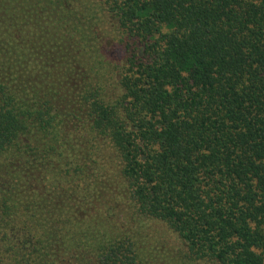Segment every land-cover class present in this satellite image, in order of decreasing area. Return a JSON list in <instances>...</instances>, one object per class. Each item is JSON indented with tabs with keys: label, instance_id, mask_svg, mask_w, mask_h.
Returning a JSON list of instances; mask_svg holds the SVG:
<instances>
[{
	"label": "trees",
	"instance_id": "1",
	"mask_svg": "<svg viewBox=\"0 0 264 264\" xmlns=\"http://www.w3.org/2000/svg\"><path fill=\"white\" fill-rule=\"evenodd\" d=\"M0 264H264V0H0Z\"/></svg>",
	"mask_w": 264,
	"mask_h": 264
},
{
	"label": "rangeland",
	"instance_id": "2",
	"mask_svg": "<svg viewBox=\"0 0 264 264\" xmlns=\"http://www.w3.org/2000/svg\"><path fill=\"white\" fill-rule=\"evenodd\" d=\"M110 47V46H109Z\"/></svg>",
	"mask_w": 264,
	"mask_h": 264
}]
</instances>
